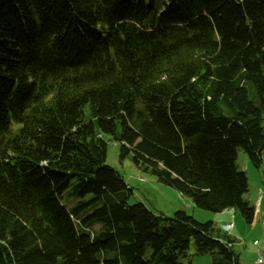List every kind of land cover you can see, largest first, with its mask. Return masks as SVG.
<instances>
[{"label":"trees","instance_id":"16d2710c","mask_svg":"<svg viewBox=\"0 0 264 264\" xmlns=\"http://www.w3.org/2000/svg\"><path fill=\"white\" fill-rule=\"evenodd\" d=\"M105 136L250 225L236 158L263 162L264 0H0V264H186L191 247L241 264L215 223L129 205Z\"/></svg>","mask_w":264,"mask_h":264},{"label":"rangeland","instance_id":"374dc122","mask_svg":"<svg viewBox=\"0 0 264 264\" xmlns=\"http://www.w3.org/2000/svg\"><path fill=\"white\" fill-rule=\"evenodd\" d=\"M105 142L107 145L106 164L119 173L122 180L129 188L130 193L127 197V202L129 205L141 204L154 215H162L166 217H172L177 211H183L199 223L213 222L218 225V222L216 221L221 218L219 216L220 213H211L195 207L188 198L182 196L171 187L159 182L150 172H145L138 169L133 164L130 157L126 158L124 161H120L119 145L111 141L107 136H105ZM236 166L240 171L245 172L247 176L248 191L245 199L248 200L250 204L255 206L256 210L261 208L263 209L264 200L262 203H260V208H257L258 206L256 207L255 201L257 197L260 196V194L262 197L264 196V153L263 162L260 168L256 169L253 167L244 151L238 150ZM67 193L68 190L61 196V198L63 199ZM88 198L89 196H87L85 200ZM77 201V199H71L70 201H66L65 205L66 207H69L70 205L75 204ZM234 214L236 220L233 235L237 239H246L245 242H241L245 244L247 242V237L240 238L235 235V232L238 235L237 224H239L242 219L236 212H234ZM235 242H237V244H235L233 247V251L237 254H240L241 264H254L253 259L251 260L249 256V251L244 249L245 247L249 248V244H252L253 242L250 240L249 243H246L245 245L238 243L239 241ZM192 254L193 248L191 247L189 250L190 257L182 260V262L186 264H210V256H194ZM254 259H256L255 256Z\"/></svg>","mask_w":264,"mask_h":264},{"label":"crops","instance_id":"0c3cea01","mask_svg":"<svg viewBox=\"0 0 264 264\" xmlns=\"http://www.w3.org/2000/svg\"><path fill=\"white\" fill-rule=\"evenodd\" d=\"M257 200H258V197L255 201L256 207H257V203H256ZM263 200H264V196L261 198L257 208H260V206H261L260 203H262ZM254 209H255V206H254ZM234 212L235 211H233V210H226V211L220 213L219 216L221 218L216 221V222H218L217 226L220 228L221 226L226 224L228 222L229 218L234 214ZM237 230H238V235L236 234V232H235V235L237 237H240V238L247 237L246 243H249L250 240H251V242L258 241V246H255L252 243V244H249V248H247V247L244 248V249L249 251V253H250L249 256H250L251 260L253 259V263H254V261H255L254 256L257 257L258 250L264 249V208L263 209L261 208L258 210L255 209V214H254L252 223L250 225H248L242 220L239 224H237ZM238 243H240L242 245L246 244V243L243 244L241 242H238ZM235 244H237V242ZM237 255L239 256V260H240V254L238 253Z\"/></svg>","mask_w":264,"mask_h":264},{"label":"bare ground","instance_id":"6f19581e","mask_svg":"<svg viewBox=\"0 0 264 264\" xmlns=\"http://www.w3.org/2000/svg\"><path fill=\"white\" fill-rule=\"evenodd\" d=\"M260 201V196L258 197V200L257 202ZM233 220V226H230V222H227L226 224H224L223 226L220 227V229L223 231V233L231 238V239H234L235 241H239V242H243V241H240L238 239H235L236 237L233 235L234 233V230H235V220H236V217H235V214H234V219H233V215L229 218L228 221H231ZM246 241V239H244V242ZM257 241H254L253 242V245L257 246L256 245Z\"/></svg>","mask_w":264,"mask_h":264},{"label":"built area","instance_id":"2783aa9c","mask_svg":"<svg viewBox=\"0 0 264 264\" xmlns=\"http://www.w3.org/2000/svg\"><path fill=\"white\" fill-rule=\"evenodd\" d=\"M261 198H262V195L260 194V200H261ZM259 202L260 201L257 202V206L259 205ZM233 219H234V214H233ZM228 222H230V226H233V220L228 221ZM235 239H237V238H235ZM238 240L244 242V239H238ZM256 245L258 246V241H257ZM254 264H264V249L258 250L257 257L255 259Z\"/></svg>","mask_w":264,"mask_h":264}]
</instances>
